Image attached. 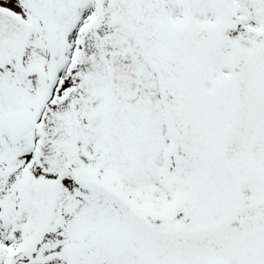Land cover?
Masks as SVG:
<instances>
[{
  "label": "snow or ice",
  "instance_id": "6c2138e0",
  "mask_svg": "<svg viewBox=\"0 0 264 264\" xmlns=\"http://www.w3.org/2000/svg\"><path fill=\"white\" fill-rule=\"evenodd\" d=\"M0 264H264V0H0Z\"/></svg>",
  "mask_w": 264,
  "mask_h": 264
}]
</instances>
